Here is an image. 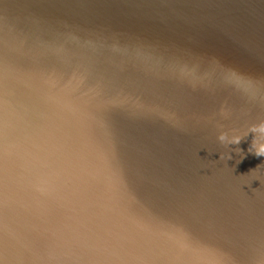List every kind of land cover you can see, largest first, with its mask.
Returning <instances> with one entry per match:
<instances>
[{
  "label": "water",
  "instance_id": "95a60500",
  "mask_svg": "<svg viewBox=\"0 0 264 264\" xmlns=\"http://www.w3.org/2000/svg\"><path fill=\"white\" fill-rule=\"evenodd\" d=\"M261 96L264 0H0V264H264Z\"/></svg>",
  "mask_w": 264,
  "mask_h": 264
},
{
  "label": "clouds",
  "instance_id": "9594fccd",
  "mask_svg": "<svg viewBox=\"0 0 264 264\" xmlns=\"http://www.w3.org/2000/svg\"><path fill=\"white\" fill-rule=\"evenodd\" d=\"M225 79L237 84L241 83V77L232 71H229L226 74ZM244 84L245 90L250 91L251 99L255 100L257 89L252 85L251 81H246L244 82ZM260 101L264 102V96L260 97ZM230 114L231 110L224 105H221L219 109V115L222 118H227L228 116H230ZM249 132H252L254 135L251 143L247 148V151L257 157H264V119H260L258 122L248 124L247 129L243 132H239L236 129H232L230 130V132L220 131L217 135V140L224 145H236L239 144L241 138L246 136ZM256 133H259V136H256ZM234 151L240 152L241 150L237 147L236 149H234ZM219 158L231 159V156L229 153L225 152L221 153L219 155ZM242 158L243 155L241 156V159ZM237 163H239V161H237ZM257 264H262V262L258 261Z\"/></svg>",
  "mask_w": 264,
  "mask_h": 264
}]
</instances>
